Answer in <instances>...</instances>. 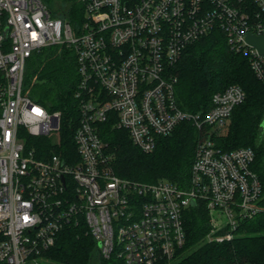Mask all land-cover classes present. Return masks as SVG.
<instances>
[{
  "label": "built area",
  "instance_id": "1",
  "mask_svg": "<svg viewBox=\"0 0 264 264\" xmlns=\"http://www.w3.org/2000/svg\"><path fill=\"white\" fill-rule=\"evenodd\" d=\"M81 2L83 20L73 24L54 16L50 0H0V264H46L60 232L80 222L102 261L170 263L186 242L193 200L213 216L207 240L232 239L264 212L254 149L225 150L216 141L246 92L231 84L214 93L206 112L186 111L171 68L189 44L219 28L264 81V54L247 41L248 33L264 35V0ZM55 45L73 48L78 61L79 121L68 161L59 150L63 112L25 90L29 57ZM185 120L200 132L187 186L115 172L102 123L112 121L151 152ZM40 137L53 145L31 143Z\"/></svg>",
  "mask_w": 264,
  "mask_h": 264
},
{
  "label": "trees",
  "instance_id": "2",
  "mask_svg": "<svg viewBox=\"0 0 264 264\" xmlns=\"http://www.w3.org/2000/svg\"><path fill=\"white\" fill-rule=\"evenodd\" d=\"M54 16L76 24L83 20L81 0H50ZM177 77L176 95L182 109L204 113L212 107L214 93L239 84L246 99L236 106L227 127L216 137L217 144L231 150L251 147L255 151L253 169L264 187V81L251 68L248 56L231 50L225 32L215 28L189 44L171 68ZM79 72L75 50L67 45L49 46L27 60L25 90L50 110L63 112L60 146L65 157L75 153L73 131L79 121L76 97ZM191 120L179 123L169 135L158 137L156 148L145 152L136 146L129 133L112 121L101 124V135L112 152L115 172L145 182L167 179L181 186L189 184L190 170L199 138ZM31 143L53 145L47 137ZM186 242L177 259L164 264H264V212L242 222L238 234L224 241H209L213 216L203 202L188 208L184 215ZM97 244L85 223L67 226L46 256V264H125L112 255L100 260Z\"/></svg>",
  "mask_w": 264,
  "mask_h": 264
},
{
  "label": "water",
  "instance_id": "3",
  "mask_svg": "<svg viewBox=\"0 0 264 264\" xmlns=\"http://www.w3.org/2000/svg\"><path fill=\"white\" fill-rule=\"evenodd\" d=\"M247 41L257 47L262 54H264V35L257 36L251 33L247 35ZM262 126L264 127V121L262 122ZM195 200H193V204L195 205ZM98 248V247H97ZM97 255L99 256V250L97 251Z\"/></svg>",
  "mask_w": 264,
  "mask_h": 264
},
{
  "label": "rangeland",
  "instance_id": "4",
  "mask_svg": "<svg viewBox=\"0 0 264 264\" xmlns=\"http://www.w3.org/2000/svg\"><path fill=\"white\" fill-rule=\"evenodd\" d=\"M49 261V260H48ZM96 264H101L100 262H96Z\"/></svg>",
  "mask_w": 264,
  "mask_h": 264
},
{
  "label": "snow or ice",
  "instance_id": "5",
  "mask_svg": "<svg viewBox=\"0 0 264 264\" xmlns=\"http://www.w3.org/2000/svg\"><path fill=\"white\" fill-rule=\"evenodd\" d=\"M35 111H37V113L39 114V110L37 109V110H35Z\"/></svg>",
  "mask_w": 264,
  "mask_h": 264
}]
</instances>
